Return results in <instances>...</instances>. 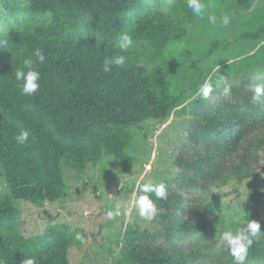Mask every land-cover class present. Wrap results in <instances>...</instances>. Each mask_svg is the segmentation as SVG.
<instances>
[{
  "label": "trees",
  "instance_id": "trees-1",
  "mask_svg": "<svg viewBox=\"0 0 264 264\" xmlns=\"http://www.w3.org/2000/svg\"><path fill=\"white\" fill-rule=\"evenodd\" d=\"M254 1L202 0L218 20L230 15L224 28L194 16L187 0H0V19L14 21L0 32V171L9 178L0 264H68L70 226L27 238L15 201L58 202L66 156L83 165L109 154L128 169V127L173 116L192 118L176 159L182 174L162 182L167 199L152 196L157 231L128 232L120 254L126 264H235L217 249L220 232L243 226L240 215L254 220L258 202L250 213L222 214L211 195L253 186L262 168L264 102L252 96L264 85V7L252 11ZM122 34L133 40L127 51L118 47ZM37 48L46 56L40 88L25 96L14 70ZM116 55L125 64L104 72L103 60ZM205 80L214 85L208 99L196 95ZM21 126L30 133L24 145L15 140ZM246 264H264V236Z\"/></svg>",
  "mask_w": 264,
  "mask_h": 264
},
{
  "label": "rangeland",
  "instance_id": "rangeland-1",
  "mask_svg": "<svg viewBox=\"0 0 264 264\" xmlns=\"http://www.w3.org/2000/svg\"><path fill=\"white\" fill-rule=\"evenodd\" d=\"M171 1L162 0L164 4ZM262 6L264 0H255L252 11ZM12 23V19H0V32H7ZM191 122L190 117L173 116L163 123L146 121L129 126L132 138L127 152L133 162L128 169L109 154H104L96 164L82 165L74 155L63 158L62 195L58 202L38 206L26 200L15 201L17 221L24 236L36 238L50 225L66 223L71 228L68 264H126L120 254L122 238L131 231L155 232L159 227L156 220L141 219L134 207L135 200L143 194L140 188L181 176L176 159L184 148ZM262 156V168L253 186L238 188L229 184L213 190L211 195L222 214L242 210L250 213L255 208L252 203L257 201L254 220L261 223V231L264 230V152ZM8 180L0 171V201L6 200L9 194ZM117 202L130 208V220L124 216L108 220L106 212ZM77 235L85 243L81 244Z\"/></svg>",
  "mask_w": 264,
  "mask_h": 264
},
{
  "label": "clouds",
  "instance_id": "clouds-1",
  "mask_svg": "<svg viewBox=\"0 0 264 264\" xmlns=\"http://www.w3.org/2000/svg\"><path fill=\"white\" fill-rule=\"evenodd\" d=\"M187 9H190L194 16L201 19L207 15L208 22L214 27L219 23L221 27L227 28L231 23V17L228 14L222 15L219 20L213 14H208V9L212 5L202 2V0H187ZM51 15V13H48ZM133 45L132 37L128 34H122L118 37V47L121 51H127ZM46 60L44 52L37 48L30 56H24L21 59L20 66L14 70L15 80L18 82V89L22 95L32 96L36 94L40 88L41 73L38 70V65L43 64ZM125 64V57L116 55L113 57H107L103 60L102 69L104 72H110L112 67H121ZM220 79H224L223 76ZM214 91V85L210 80H205L198 88L196 95L204 99H208ZM224 94H230V88L224 89ZM252 102L254 104H260L264 102V85H256L254 94L252 96ZM30 137L28 130L22 126L20 132L15 136V140L19 145H24ZM145 167H149L145 165ZM176 169H173L175 172ZM140 192L143 193L134 202V207L139 217L146 221H154L159 214V209L152 199L154 195L156 200H165L168 198V192L163 183L160 184H144L140 188ZM108 220H113L117 217L124 216L126 219H131V211L128 206L121 204L120 202L106 212ZM238 219L243 221V226L236 227L235 230H222L220 232L219 241L217 243V249H226L228 254L233 258L235 264H246L249 251L258 242L264 232L261 231V224L254 220H244L242 215L238 216ZM76 239L81 244L85 243L84 239L77 235ZM21 264H34L33 259H24Z\"/></svg>",
  "mask_w": 264,
  "mask_h": 264
}]
</instances>
